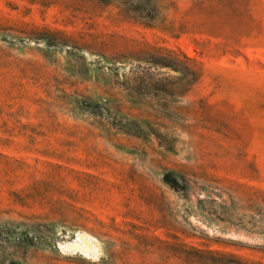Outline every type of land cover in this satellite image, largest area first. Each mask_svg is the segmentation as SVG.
<instances>
[{"label":"rangeland","instance_id":"1","mask_svg":"<svg viewBox=\"0 0 264 264\" xmlns=\"http://www.w3.org/2000/svg\"><path fill=\"white\" fill-rule=\"evenodd\" d=\"M0 264H264V0H0Z\"/></svg>","mask_w":264,"mask_h":264},{"label":"bare ground","instance_id":"2","mask_svg":"<svg viewBox=\"0 0 264 264\" xmlns=\"http://www.w3.org/2000/svg\"><path fill=\"white\" fill-rule=\"evenodd\" d=\"M84 239V238H83ZM86 240V239H85ZM82 242H83V240H81ZM85 242V241H84ZM87 242H89V240L87 241ZM78 243H80V242H78ZM90 243V242H89ZM88 244V243H87ZM90 244H92V243H90ZM78 245V244H77ZM76 245V246H77ZM80 245H82L81 243H80ZM92 246V245H91ZM80 247V246H79ZM82 247V246H81ZM88 247V246H87ZM89 249H90V247H89Z\"/></svg>","mask_w":264,"mask_h":264}]
</instances>
